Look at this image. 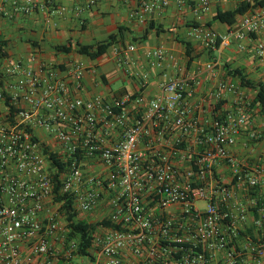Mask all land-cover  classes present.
Listing matches in <instances>:
<instances>
[{
  "label": "built area",
  "instance_id": "2783aa9c",
  "mask_svg": "<svg viewBox=\"0 0 264 264\" xmlns=\"http://www.w3.org/2000/svg\"><path fill=\"white\" fill-rule=\"evenodd\" d=\"M189 1L198 12L210 10V0ZM36 3L26 0L20 9L30 12ZM169 3L142 2L132 18L143 21ZM263 31L261 9L225 35L198 28L194 37L212 51L219 40L243 50ZM134 51L131 46L118 55L126 67ZM254 52L264 64V40ZM147 58L165 79L162 94L149 102L141 93L112 101L73 96L82 64L72 71L73 85L53 70L42 79L43 68L37 72L19 61L0 70V264H54V242L67 259L77 249L71 242L66 250L69 229L44 145L66 165L61 193L71 195L78 219L118 227L95 233L89 264H264V159L249 163L233 152L251 123L249 106L202 124L191 106L198 79L181 78L175 56L163 48L149 50ZM219 63L206 65L213 77ZM127 73L142 90L151 82L149 74ZM217 90V98L238 93L222 80ZM260 138L259 131L249 133L252 141ZM223 165L229 181L219 173Z\"/></svg>",
  "mask_w": 264,
  "mask_h": 264
},
{
  "label": "crops",
  "instance_id": "0c3cea01",
  "mask_svg": "<svg viewBox=\"0 0 264 264\" xmlns=\"http://www.w3.org/2000/svg\"><path fill=\"white\" fill-rule=\"evenodd\" d=\"M92 1H96L92 5ZM160 0H37L36 6L30 12L21 11L26 0H0V46L7 57L0 58V70L8 63L23 62L34 71L44 69L40 76L46 79L48 71L57 72L58 77L67 79L73 85L72 71L80 64L85 68L81 86L74 84L73 96L86 100L103 97L107 101L119 99L126 94H139L146 101H152L162 94L165 79L162 72L149 66L147 52L152 49L163 48L171 52L180 65L179 75L195 77L199 83L196 87L191 106L202 124L212 123L218 116L226 117L237 112L247 104L250 106L255 92L241 86L240 81L228 76L224 64L228 62L233 68L246 69L249 77L255 82H264V64L254 52L255 43L264 40V31L253 37L246 49H241L239 43L221 45L219 50L210 52L204 42L194 37L195 29L204 28L214 35H225L235 29L249 16L238 17L234 26L215 22L218 9L234 10L236 0H210V10L206 13L198 12L196 4L185 0L178 4L176 0H169L167 7L154 8L145 15L143 21L132 18V13L138 11L142 2L159 3ZM211 23V26H206ZM151 24L161 27L164 31L158 33L151 28ZM198 25V26H197ZM204 26V27H203ZM120 28L123 29L119 34ZM149 32L145 41L142 37ZM111 35H119V42L109 49L103 57L92 60L88 56L80 55L76 49L78 44L93 46L107 41ZM134 39H138L134 42ZM74 44L70 54H59L57 46ZM182 42L192 46L193 54L189 57ZM135 46L136 51L129 53V64L126 67L121 62L120 52ZM212 53V54H211ZM217 54L220 57H217ZM212 60H218L217 77L207 71L206 65ZM166 71L172 75L176 73L171 64ZM139 74H149L151 82L147 88L141 89L140 80L131 78L127 71ZM233 83L238 87L237 94L224 93L217 98L219 81ZM119 85V86H117ZM253 92L250 101L243 93ZM221 109L217 110L218 104ZM256 110V113H255ZM250 109L251 123L244 130L236 146L235 155L244 161L252 163L264 159V117L258 109ZM251 131L261 132L259 141L249 139ZM46 143L50 139L42 134ZM219 173L224 181H229L231 172L223 165ZM57 255L54 264H74L65 258L60 244L54 242ZM25 256L29 255V247H24ZM42 261L34 260L33 264Z\"/></svg>",
  "mask_w": 264,
  "mask_h": 264
},
{
  "label": "trees",
  "instance_id": "16d2710c",
  "mask_svg": "<svg viewBox=\"0 0 264 264\" xmlns=\"http://www.w3.org/2000/svg\"><path fill=\"white\" fill-rule=\"evenodd\" d=\"M261 9H264V0L244 1L238 3L237 7L234 10L223 11L221 9H218L214 21L226 24L231 27L237 23L238 17L245 16L247 14H256ZM206 26H211V23L207 24ZM151 28L153 30H156L158 33L164 31L161 27H156L154 24H151ZM121 31H123L122 28H120L119 34L122 33ZM148 35L149 32L142 37V41H145ZM118 36L119 35H111L107 41L97 43L93 46L78 44L76 51L80 55L88 56L92 60H97L106 55L109 49L119 42ZM137 40L138 39H134V42H136ZM182 43L186 47L187 55L189 57H192V46L186 42ZM220 45L221 40L217 42V47H220ZM56 51L59 54H70L75 51L74 44L72 42H68L66 45L57 46ZM6 57L7 55L5 54L3 47L0 46V58L5 59ZM224 68L227 71L228 76L236 78L240 81L242 87L251 89L255 92V97L252 100L251 105L249 106L250 108L248 107V109H258L264 117V82H255L254 80H252L247 74L246 69L244 68H233L230 64L224 65ZM221 104L222 103L217 105V110L221 109ZM15 112H17L16 109H13L12 114H14ZM217 118L221 119L220 116H218ZM43 147L44 152L48 155L50 170L53 173L55 201L62 204L61 212L66 218L67 228L69 229L68 237L66 240V250H68V245L71 242H75L77 244V249L75 251H72V256L88 258L89 261L93 260L95 233L103 227H109L113 229H118V227L113 225L108 220L89 223L78 219V213L74 209L71 195L61 193L62 185L59 181V174L65 171L66 165L63 162L62 158H60L57 153L53 152L49 146L44 145Z\"/></svg>",
  "mask_w": 264,
  "mask_h": 264
},
{
  "label": "rangeland",
  "instance_id": "374dc122",
  "mask_svg": "<svg viewBox=\"0 0 264 264\" xmlns=\"http://www.w3.org/2000/svg\"><path fill=\"white\" fill-rule=\"evenodd\" d=\"M217 57H220L219 54H217ZM228 64V62H226L224 65ZM119 86V85H117ZM244 94V97H248V99L251 101L254 97V93L253 92H248V93H243ZM248 105V104H247ZM249 106V105H248ZM250 108V107H249ZM249 110V109H248ZM251 113V112H250ZM255 113H256V110H255ZM205 204L204 203H199V206H204ZM97 219V218H96ZM96 222H99V220H95V223ZM70 261H73L74 264H89V259L88 258H82V257H79V256H73V257H70Z\"/></svg>",
  "mask_w": 264,
  "mask_h": 264
}]
</instances>
